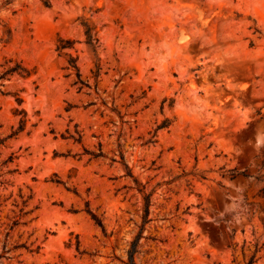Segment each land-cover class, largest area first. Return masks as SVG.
Wrapping results in <instances>:
<instances>
[{
    "label": "rangeland",
    "instance_id": "rangeland-1",
    "mask_svg": "<svg viewBox=\"0 0 264 264\" xmlns=\"http://www.w3.org/2000/svg\"><path fill=\"white\" fill-rule=\"evenodd\" d=\"M258 129L264 0H0V264H264Z\"/></svg>",
    "mask_w": 264,
    "mask_h": 264
},
{
    "label": "trees",
    "instance_id": "trees-1",
    "mask_svg": "<svg viewBox=\"0 0 264 264\" xmlns=\"http://www.w3.org/2000/svg\"><path fill=\"white\" fill-rule=\"evenodd\" d=\"M84 28H85V36H86L87 44L89 46H91V47H94V45L99 42V39L96 37V33L93 32L94 28L92 26L88 25V24H84ZM71 44H72V42L70 40H66V41L60 40L59 49L60 48L70 47ZM69 63H70L71 67H73V68H75L77 70L76 60L75 59L71 58L69 60ZM15 72L18 73L19 75H24V74L28 75L29 74V71L26 70L25 68H23L20 65H16L15 67H13V68L8 70V73H15ZM18 101L20 102L21 100L18 99ZM20 114H25V112L21 111ZM170 123H171L170 120L165 119L163 121L161 127H167V126L170 125ZM24 126H25V120H22L20 122L19 130H22L24 128ZM95 156H98V155H95ZM58 183H59V181H58ZM144 201L145 202H144L142 220H143V224H146L149 221L148 216H149V212H150V196L145 195L144 196ZM91 215H92L93 219L96 221V223L103 228V222L99 218H97L94 214L91 213ZM14 224H16V223H14ZM137 244H138L137 241H133L131 243V247H130V249L128 251V256H129L128 264H136L135 260H134V255L136 253ZM252 262H253V258L251 259V263Z\"/></svg>",
    "mask_w": 264,
    "mask_h": 264
},
{
    "label": "clouds",
    "instance_id": "clouds-1",
    "mask_svg": "<svg viewBox=\"0 0 264 264\" xmlns=\"http://www.w3.org/2000/svg\"><path fill=\"white\" fill-rule=\"evenodd\" d=\"M253 147L257 152L264 149V131L257 130ZM233 191L235 195L228 199L229 202L225 205L224 215L231 216L232 221L239 223L243 219L247 205L244 199L243 188H237Z\"/></svg>",
    "mask_w": 264,
    "mask_h": 264
}]
</instances>
